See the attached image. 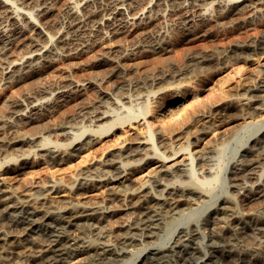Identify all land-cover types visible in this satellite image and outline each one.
Returning a JSON list of instances; mask_svg holds the SVG:
<instances>
[{
  "label": "bare ground",
  "instance_id": "6f19581e",
  "mask_svg": "<svg viewBox=\"0 0 264 264\" xmlns=\"http://www.w3.org/2000/svg\"><path fill=\"white\" fill-rule=\"evenodd\" d=\"M56 1L0 0V88L15 83L22 85L21 92L9 95L1 105L5 106V111L0 119V170L40 156L50 162L60 160V152L74 155L116 124L131 123L140 117L145 121L152 111L150 97L160 90L167 91L169 98L157 107L156 114L170 112L173 128L183 110L185 93L182 90L186 88L183 81L150 89L141 95L143 99L138 107H133L131 95L118 96L102 90L100 99H109L121 112L108 107L103 110L80 108L78 113L83 123L80 126L67 124L59 132V139H52L49 134L18 131L20 124L32 120L38 112L56 108L73 93L98 80L97 76L75 78L67 74L61 79H47L29 91L31 80L43 68L55 63L62 68V60L71 54L93 55L90 52L101 41L118 34L127 35L134 27L147 25L154 15L170 12L189 31L219 15L244 12L239 20L234 19L237 38L227 50L264 52V0H150L148 5L142 0H65L57 20L49 26L43 19ZM141 43L142 40H136L130 47L136 49ZM126 52L118 46H108L90 61L96 64L110 61V71H120ZM195 59V63L179 62V67L171 73L187 72L193 64L206 62L210 55L200 54ZM165 75L166 72L148 79L151 84L158 83ZM235 104L244 117H252L263 109L264 79L258 78L247 86ZM222 105L219 108L223 111L229 107V103ZM211 113L198 110L196 117L207 118ZM262 122L264 120L253 121L258 130L245 142L241 141L238 157L224 167L220 164L223 163L220 156L224 139L194 153L191 148L194 140L173 145L170 127L168 132L147 124L143 134L122 138L114 148L77 173L72 184L65 185L77 193L91 185L108 186L110 191L91 202L68 198L59 205L49 201L46 191H57L63 184L56 178L40 186L39 193L16 194L0 188V264H70L79 254L86 258L80 264L130 263L129 256L134 252L131 245L157 238L169 223L196 214L198 218L191 225L178 224L165 244L159 242L149 247L136 264H264V165L259 164L264 159ZM204 129L205 125L195 129V140ZM36 140L39 142L34 143ZM25 143H29V148L19 149L18 145ZM181 151L187 153L182 161L166 164ZM147 159L161 161L151 175L124 193L111 188L109 183L114 178ZM227 176V183L218 182ZM217 182L227 187V191L224 189L212 204ZM228 187H232L231 192ZM117 201L131 210L115 227H109L104 222L116 211L114 202ZM255 201L259 202L255 210L242 208L243 204ZM205 206L213 208L202 211ZM206 226L208 230L203 233L201 228ZM85 231L93 238H86ZM202 236L206 237V242L199 239ZM236 240H245V244L239 248Z\"/></svg>",
  "mask_w": 264,
  "mask_h": 264
},
{
  "label": "rangeland",
  "instance_id": "374dc122",
  "mask_svg": "<svg viewBox=\"0 0 264 264\" xmlns=\"http://www.w3.org/2000/svg\"><path fill=\"white\" fill-rule=\"evenodd\" d=\"M64 1L65 0L56 1L50 13L47 14L48 17L47 15L44 16V22L48 23V25L54 24L60 15L59 13ZM142 1L144 5H148L150 2V0ZM240 12L241 11L219 15L215 17V19H209L204 24H200L189 31L184 29L182 23L178 22L175 15L170 12H165L163 13L164 15L162 14L161 16L154 15L153 19L149 21L150 23L147 22V25L145 24L140 28L134 27L132 29L133 31L131 30L127 35L118 34L98 43L95 49L90 52L95 55L89 54L90 56H85L84 54H71L62 60V68L57 67L58 64L56 65V63L43 68V72L41 71L34 76L35 79L33 78V80H31V87L28 86L29 91H32L33 88V90H35L37 88L36 86L45 83L48 81L47 79H61L67 74L75 78L97 76L98 80L93 84H87L83 89L73 93L69 99L59 104L56 108L42 110L38 112L32 120L20 124L18 131L23 134L35 135L43 133L44 135L49 134L52 139H59L61 136L59 132L67 124L73 123L76 126H80L83 123L82 116L78 113L80 108H86L87 110H103L108 107L110 109H115L116 112H121V109L115 107L109 99H100L99 93L102 90L112 92L113 94L117 93L118 96L131 95L133 98V107H138L143 99L141 95L147 93L150 89H156L171 82L183 81L186 84V88L184 86L182 90L185 93V97L182 100L183 110L180 117H178L179 119L177 118V121H174L175 125H173V128L175 127V130L172 131L173 128L170 127L172 123L170 120L171 113L166 112L161 116L156 114L157 107L169 98L167 91L160 90L155 93L154 96L150 97L149 107L152 111L146 116L145 121H143L144 118L140 119V117L137 120L135 119L136 121L133 120L131 123L126 122L122 125L116 124L109 132L102 134L96 142L79 150L76 154L68 156L66 152H60V156H62L60 160L50 162L45 157L40 156L34 160L33 158H29L27 163L21 165L16 163L5 170H0V188H5V190L10 189L16 194L30 192L39 193L40 186L49 184L50 178H56L62 180L63 184L57 191L54 189L46 191L48 192L46 197L49 201L51 200L60 205L68 198L90 202L97 200L110 191L107 188L108 186L105 187L99 184L91 185L84 192L77 193L68 189L65 185L72 184L75 181L74 178L77 173L101 158L111 148H114L122 138H133L143 134L147 124H150L153 128L156 127L155 129L160 127L168 132L171 128L172 135L174 136V139H172L174 140L173 145L176 144L180 146L188 139L194 140L191 144L194 153L222 138L224 139V148L220 160H223L221 162L224 164H220L223 166L225 163H229L230 165L233 159L238 157L242 142H245L252 133L258 130L253 124V121L260 122L264 120V107L258 110L252 117H244L238 106H235L236 99L243 95L247 86L258 80V78L264 79V52L244 51L235 53L227 50L231 44L236 41L237 37L235 35L237 28L234 22L239 20L238 18L240 15L242 17L245 14L244 12V14ZM235 17L237 19H235ZM234 19L236 21H234ZM157 28L159 30H157ZM216 29L220 30L218 31ZM138 35L139 39L142 40V45L133 49L130 47L131 43L139 40ZM26 36L27 34L25 33L24 37ZM20 37L24 38L22 36ZM150 39H152V43ZM19 40L22 41L18 39V42ZM148 43L151 45L154 44L156 47L153 49ZM108 46H118L128 51L121 61L122 68L120 71H110L112 65L110 61H100L101 63L99 62L97 64L91 62L96 56V53L100 50L107 49ZM200 54L210 55V59L199 65L193 64L192 68L188 69L187 72L171 73V71H173L172 69L179 67V64L181 62L183 63V61H194L195 63V58ZM165 72L166 75L160 82L151 84V80L148 78ZM1 76L2 73L0 69V78ZM0 89V102L3 99L0 104V119H2V115L4 114L3 111H5L3 108L5 106H1L3 101L6 100V97L9 95L21 92L22 85L15 83L7 86V88ZM228 100L231 103L228 102ZM224 103H229V107L225 109L226 111L220 110ZM203 109L206 113L212 111L211 116L202 118L203 116L201 115V117L199 116L197 118V111ZM166 121L169 122L166 123ZM85 122L88 123L89 121L86 120ZM246 123L248 124L247 126ZM262 123V125H264V122ZM202 125H205L204 133L199 135L198 140H195L193 137L195 135L194 131ZM37 142L39 141L36 140L34 143ZM18 146L19 149L21 148L22 150L29 148V143L23 145L19 144ZM169 149L170 146L166 147L168 153L170 151ZM186 156L187 153L181 151L175 155L174 158L168 160L166 164L182 161ZM1 157L3 156L1 155ZM140 163L138 167L128 169L126 172L114 178V180L109 183L111 188L113 186L118 193H124V190L133 189L137 186L139 181L151 175L155 168L160 165L161 161L157 159H147L145 162L142 161ZM259 164L264 165V159L263 161L261 159ZM128 177H130V179H127ZM227 178L228 176L226 179H220L218 182L223 183L224 181V183H227ZM221 180L222 182H220ZM218 182L214 185L213 197L210 201L212 204L217 197L223 194L227 189V187L221 184V186H223L222 189ZM228 189L230 192L232 191V187H228ZM243 205L242 208L244 210L247 209V211H251L259 206V202L255 201ZM114 208H116L114 214L109 217V220L107 219V221L104 222V224L109 227H115L131 210L130 208L120 205L119 201L114 202ZM207 208L208 206L203 207L202 211ZM212 208L213 206L208 209L210 210ZM191 216V218L182 217L179 221L169 223L167 228L163 229L157 238H151L147 241L144 240L131 245L130 248L134 252L129 256L130 263L126 264H132V262L136 264L149 247L158 245L155 243L160 242L159 244H165L178 224L191 225V222H194L198 218L197 214ZM220 223L223 222H217L216 224ZM207 230V226L201 228L203 233H206ZM84 234L86 238H93L88 231H85ZM112 239L114 238L112 237ZM199 239L206 242V237L204 236L199 237ZM235 244L237 247L241 248L245 244V240H236ZM117 246L119 245L117 244ZM84 259H86L84 255L79 254L70 261V264L83 263L82 261H84Z\"/></svg>",
  "mask_w": 264,
  "mask_h": 264
}]
</instances>
